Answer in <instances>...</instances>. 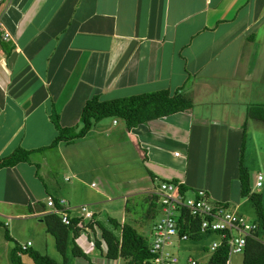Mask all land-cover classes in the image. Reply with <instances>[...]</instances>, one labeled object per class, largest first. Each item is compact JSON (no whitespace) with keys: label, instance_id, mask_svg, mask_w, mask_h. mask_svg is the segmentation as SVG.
I'll return each mask as SVG.
<instances>
[{"label":"crops","instance_id":"crops-1","mask_svg":"<svg viewBox=\"0 0 264 264\" xmlns=\"http://www.w3.org/2000/svg\"><path fill=\"white\" fill-rule=\"evenodd\" d=\"M3 21L0 159L19 148L31 154L0 169V264H12L14 249L28 242L59 257L44 220L50 197L67 202L71 219L84 218L81 207L87 206L93 219L86 225L112 229L114 219L143 231L159 183L177 180L187 195L203 190L229 209L234 185L239 213L249 200L240 195L241 161L251 173L244 124L250 106L264 105V0H13ZM161 90L189 97L193 107L131 130L123 120L104 118L86 136L48 148L59 135L57 125L79 128L94 96L114 100ZM248 125L251 136L264 138V122ZM224 134L221 158L227 162L219 177L209 165ZM208 159L214 185L203 183ZM250 181L256 192L257 179L250 174ZM260 194L264 204V190ZM99 236L95 227L77 239L93 264H105V246L100 251L89 244ZM214 237L175 240L180 264L190 257L201 261L206 240ZM69 264L88 263L73 258Z\"/></svg>","mask_w":264,"mask_h":264},{"label":"trees","instance_id":"trees-1","mask_svg":"<svg viewBox=\"0 0 264 264\" xmlns=\"http://www.w3.org/2000/svg\"><path fill=\"white\" fill-rule=\"evenodd\" d=\"M193 107L192 100L182 94H172L169 90H161L153 93H146L124 97L114 100H101L99 95L88 100L81 114V129L61 128L57 125L59 135L52 148L63 140H73L82 138L94 127L95 123L104 118H115L123 120L129 130L140 125L147 124L150 121L162 119L170 115L186 112ZM256 120L264 122V105H254L249 108L248 120L244 124V130L247 129L248 121ZM47 148V149H48ZM45 149V148H44ZM31 151L17 149L12 155L0 159V169L14 167L19 163L29 160ZM152 177H155L150 172ZM239 181L241 185L240 195L242 198H248L255 210L259 229L255 238H249L244 252L243 264H264V204L262 195L254 192L251 186L250 173L247 168L239 165ZM165 182V181H163ZM173 183L179 185L180 192L187 193L189 189L181 185L177 180ZM161 183V182H160ZM159 183V184H160ZM151 206L145 209V214L149 220H154L158 215V196H153ZM143 207V205H141ZM141 207L140 210H141ZM138 208V209H139ZM128 212L131 208L127 207ZM138 213V211H137ZM47 232L52 235L56 241L57 251L63 257V263L58 262L49 255H44L34 249L21 250L18 246L12 254V264H29L23 260V255H27L32 264H69L73 258H81L88 264H93L89 255L79 246L77 239L85 231L78 227L79 220L72 219L71 225L62 223L60 216L47 214L44 217ZM112 229H108L94 221L88 223L86 227L94 231L99 228L100 236L95 241V247L103 251L101 246H105L104 256L108 260H124L127 264H152V256L149 252L150 241L142 235L139 230L131 223L122 224L118 220H110ZM201 219L189 215L186 211L180 214L178 218V227L181 234H187L188 240L199 242L203 237L209 234L219 235L218 232L202 233L200 231ZM9 237V235H7ZM70 251V253H69ZM209 248H205L207 253ZM70 254V256H69ZM229 259V248L225 241L222 245L211 253L206 263L199 264H226Z\"/></svg>","mask_w":264,"mask_h":264},{"label":"built area","instance_id":"built-area-1","mask_svg":"<svg viewBox=\"0 0 264 264\" xmlns=\"http://www.w3.org/2000/svg\"><path fill=\"white\" fill-rule=\"evenodd\" d=\"M13 0H0V30H5L4 15L6 14ZM4 39L8 40L12 36L5 31ZM263 176L257 177L256 186H262ZM159 198V220L153 225L149 252L152 256V264H180L179 256L170 250L175 240H188L187 234H181L178 227V218L184 211L190 216L201 219L200 231L202 233L218 232V240L212 242L207 255L215 252L223 241L229 248V259L226 264H232L234 255H244L249 238H255L259 225L256 220H249L236 211H231L226 205L214 202L206 191L198 190L194 197H189L187 193L180 192L179 185L172 181H165L159 184L155 193ZM47 214L60 216L64 225H71L72 219L68 215V204L65 200L55 201L49 198L47 202ZM81 211L84 218L79 220L78 227L92 232L85 220L93 219V214L88 212L87 206H82ZM85 232V231H84ZM91 246H95V240H89ZM32 243L22 244L21 250L25 251L32 247ZM203 263L200 260L190 257L187 264Z\"/></svg>","mask_w":264,"mask_h":264},{"label":"rangeland","instance_id":"rangeland-1","mask_svg":"<svg viewBox=\"0 0 264 264\" xmlns=\"http://www.w3.org/2000/svg\"><path fill=\"white\" fill-rule=\"evenodd\" d=\"M206 99H210V98H206ZM206 99H203L201 101H204ZM252 106H254V105H252ZM252 106H250V108ZM250 121H251V119H249L248 124H249ZM232 124L236 125V122L234 121V122H232ZM79 129H81V124H80L78 130ZM247 131H249L248 132L249 136L247 138L248 141L246 143V166H248L251 169V173L250 174H251L252 178L257 179V177L259 175L263 176V181H262V186L263 187H259V188L255 189V191L257 193H260L261 190L262 191L264 190V157L260 156L259 154L264 151V138H261L259 135H252L251 136L250 133H252V132H250L251 130L249 129V125H247ZM215 144L218 145V147H219V149L221 151L218 150V149L215 150L217 155L214 157V159H212V161L214 162V167H212V165L209 163L211 161V159H208V160H205V162H204L205 165L202 166V168H201L202 169V174L204 175L203 183L205 185H209V184L210 185H214L213 181L215 182V180H213L215 178V176H213L212 173L210 172L209 167H208V163L210 164L209 166H210L211 170H214V169L217 170V168L219 169V171H218L219 177H222L224 175V166H225V164L227 162V158L225 160V159H222L221 157L223 156L222 149H225V147L228 146V135H226V134L220 135L218 137V141L215 142ZM215 189H217L219 193H223V192H221L222 190L220 188H215ZM208 190L210 191V193L211 192L213 193V191L211 189L208 188ZM212 193H211V195H213ZM231 195H232L233 199H234V197L239 198V189L235 188L234 185H233V188L231 190ZM188 196L189 197H194L195 193L190 192L188 194ZM233 199L231 200L232 201L231 202L232 205H231V208H230L231 211H234L236 209V207H237V204H238V202H237L238 200H233ZM141 204H142V202H140V206H141ZM239 213L243 214L249 220H254L255 219V214L256 213L254 212L253 206H252V204H251V202L249 200H246V201L242 202V204L240 205ZM158 220H159V215L154 220L148 221L143 226V229H144L143 231L139 230V232L142 235L146 236V238H148L149 241L151 240V234L148 232V227H150L153 223L155 224ZM145 226H147V227H145ZM210 235H211V237L213 236V234H209V235H206V236H210ZM213 239H215V237ZM200 241H202V240H200ZM211 242H212V240H210V241L206 240V243H205L204 246L209 248ZM170 250L173 251L174 253H176L177 255H179L178 252H177L178 251V245L177 244L173 245L170 248ZM69 253H70V251H69ZM98 253H99V251H98ZM99 254H98V256H99ZM54 256H57V254L54 253ZM69 256H70V254H69ZM22 257H23V260H25V262H27L29 264H32V262L29 260L27 255H23ZM57 257H55V258H57ZM201 259H202L201 261L203 263H206L208 261V259H209V256L208 255L204 256ZM243 259H244L243 255H234L232 257V264H243ZM57 261L60 262V263H63V257L61 255H59V257L57 258ZM93 262L95 264H102L103 261H101L99 259L98 260L94 259ZM104 262H105V264L111 263L107 259H104ZM121 264H127V263L124 260H122ZM182 264H184V263H182Z\"/></svg>","mask_w":264,"mask_h":264}]
</instances>
